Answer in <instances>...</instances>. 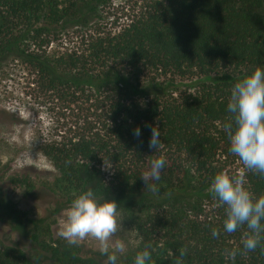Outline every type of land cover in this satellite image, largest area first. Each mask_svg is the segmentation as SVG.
<instances>
[{"label": "trees", "instance_id": "1", "mask_svg": "<svg viewBox=\"0 0 264 264\" xmlns=\"http://www.w3.org/2000/svg\"><path fill=\"white\" fill-rule=\"evenodd\" d=\"M99 1L0 0V62L20 61L39 96L57 104L60 134L39 152L56 170L62 198L91 187L116 200L137 237L117 264H132L146 244L151 264H264V239L244 250L246 225L224 232L225 206L209 192L227 170L264 194V176L229 152L222 127L232 85L264 67V0H149L114 32L92 21ZM71 31V47L52 53ZM146 124L161 132L156 152ZM158 156L160 179L144 185L140 176ZM12 183L34 190L25 177ZM1 220L16 238L0 246V264H106L100 252L47 243L38 221L0 192Z\"/></svg>", "mask_w": 264, "mask_h": 264}, {"label": "rangeland", "instance_id": "2", "mask_svg": "<svg viewBox=\"0 0 264 264\" xmlns=\"http://www.w3.org/2000/svg\"><path fill=\"white\" fill-rule=\"evenodd\" d=\"M141 2L149 0H100L92 21L101 31L114 32L137 11ZM71 36H75V31L65 33L61 42L50 47L51 52L70 48L71 43L66 39ZM33 80L17 59L0 62V192L15 211L38 221L37 232L47 243L65 248L81 246L86 252H99V242L91 236L69 245L57 235L71 201L62 198L63 186L57 180L56 170L41 155L39 146L58 138L59 112L55 101L39 96ZM19 177H25L33 186L30 194L25 187L12 183ZM15 238L1 220L0 246ZM136 243V235L118 211L117 230L108 240L109 251H115L117 260L121 261L134 251ZM121 246L122 250L116 251Z\"/></svg>", "mask_w": 264, "mask_h": 264}, {"label": "clouds", "instance_id": "3", "mask_svg": "<svg viewBox=\"0 0 264 264\" xmlns=\"http://www.w3.org/2000/svg\"><path fill=\"white\" fill-rule=\"evenodd\" d=\"M229 117L222 127L228 137L229 152L237 156L244 169L264 176V67H257L251 73L237 80L230 89L226 104ZM150 129L149 149L156 152L161 144V132L156 125H145ZM139 126L133 129V136L139 138ZM103 160V159H102ZM104 169L110 168L103 160ZM165 167V158H153L148 169L140 178L144 185L158 181ZM152 190L156 191L155 185ZM214 199L225 206L223 231L233 233L246 225L247 232L242 239L244 250L252 251L264 239V194L254 196L245 186L241 174L221 170L216 173L209 186ZM118 204L115 199H99L91 187L76 195L65 209V219L57 235L69 245H75L86 236L99 242V252L106 257V264H117L116 252L109 251L108 240L117 230ZM212 237L219 235L217 228L211 229ZM122 246L116 251H121ZM152 245L146 244L138 251L132 264H151ZM234 257L236 251L228 253ZM184 256L181 250L180 257ZM176 264H181L177 258Z\"/></svg>", "mask_w": 264, "mask_h": 264}]
</instances>
